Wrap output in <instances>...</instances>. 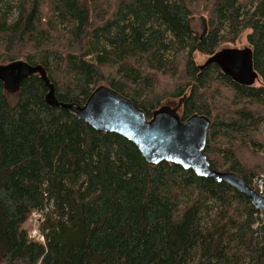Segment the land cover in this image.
Here are the masks:
<instances>
[{"label":"trees","instance_id":"16d2710c","mask_svg":"<svg viewBox=\"0 0 264 264\" xmlns=\"http://www.w3.org/2000/svg\"><path fill=\"white\" fill-rule=\"evenodd\" d=\"M244 32L251 86L210 60ZM21 60L45 68L61 103L83 106L105 85L149 120L162 107L205 116L214 170L251 188L264 174V0H0V65ZM47 93L39 75L15 94L0 82V264H264V221L246 196L150 166ZM40 211L44 242L28 228Z\"/></svg>","mask_w":264,"mask_h":264},{"label":"water","instance_id":"95a60500","mask_svg":"<svg viewBox=\"0 0 264 264\" xmlns=\"http://www.w3.org/2000/svg\"><path fill=\"white\" fill-rule=\"evenodd\" d=\"M210 60L239 85L251 86L257 81L250 51L224 48ZM33 75H39L45 83L49 106L71 111L100 133H113L127 139L150 166L168 163L191 170L200 178L230 186L246 196L256 211H264V197H260L241 177L211 167L205 154L211 122L205 116L194 115L182 121L174 111L162 107L149 120L130 99L105 85L98 87L83 106L61 103L56 98L55 86L41 65L32 66L23 60L0 65V82L11 94L19 92L24 81Z\"/></svg>","mask_w":264,"mask_h":264},{"label":"rangeland","instance_id":"374dc122","mask_svg":"<svg viewBox=\"0 0 264 264\" xmlns=\"http://www.w3.org/2000/svg\"><path fill=\"white\" fill-rule=\"evenodd\" d=\"M193 27L195 28V30L198 33H202L203 32V20H201L200 18H197L196 20L193 21ZM248 32H244L243 34H241V36L238 38L237 42L235 44H230V46H225L223 45L222 48H220V50L224 49V48H234V49H240L243 51H250L249 50V44L247 42L246 36H247ZM209 57L208 56H202V55H197L196 56V61L199 65H203L208 61ZM172 102V101H171ZM46 213V211L44 212H35L34 214H36V216H34V214L32 215L29 224H28V228L30 230V235L33 239H36V234L35 231H38V233H40V229H41V224L43 223L44 220V214Z\"/></svg>","mask_w":264,"mask_h":264},{"label":"built area","instance_id":"2783aa9c","mask_svg":"<svg viewBox=\"0 0 264 264\" xmlns=\"http://www.w3.org/2000/svg\"><path fill=\"white\" fill-rule=\"evenodd\" d=\"M254 191L260 196L264 197V174L256 176L253 182ZM36 216V214H34ZM260 218L264 221V211H260ZM36 238L38 241L44 242V237L38 231H35Z\"/></svg>","mask_w":264,"mask_h":264}]
</instances>
